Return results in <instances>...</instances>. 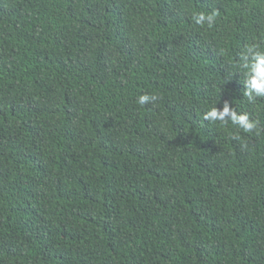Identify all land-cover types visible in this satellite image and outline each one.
I'll return each mask as SVG.
<instances>
[{
    "label": "trees",
    "instance_id": "trees-1",
    "mask_svg": "<svg viewBox=\"0 0 264 264\" xmlns=\"http://www.w3.org/2000/svg\"><path fill=\"white\" fill-rule=\"evenodd\" d=\"M253 45L264 0H0V264H264Z\"/></svg>",
    "mask_w": 264,
    "mask_h": 264
},
{
    "label": "clouds",
    "instance_id": "clouds-1",
    "mask_svg": "<svg viewBox=\"0 0 264 264\" xmlns=\"http://www.w3.org/2000/svg\"><path fill=\"white\" fill-rule=\"evenodd\" d=\"M216 13L205 14L198 12L193 16L197 25L207 22L209 26L214 23ZM240 66L245 69L244 91L243 95L249 103H254L257 98L264 97V50L253 45L246 47L240 53ZM157 99L154 95L144 94L139 97L138 103L145 105ZM205 120L220 121L227 124L230 120L233 125L244 132H253L258 129L259 122L251 120L247 113L238 114L228 103L223 105L222 110L212 108L204 115Z\"/></svg>",
    "mask_w": 264,
    "mask_h": 264
}]
</instances>
